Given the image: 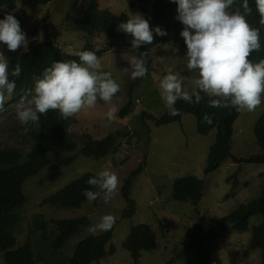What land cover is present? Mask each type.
<instances>
[{
    "label": "rangeland",
    "instance_id": "obj_1",
    "mask_svg": "<svg viewBox=\"0 0 264 264\" xmlns=\"http://www.w3.org/2000/svg\"><path fill=\"white\" fill-rule=\"evenodd\" d=\"M89 1L91 0H16L7 11L12 12L20 21L22 31L29 41L28 46L31 42L47 40L59 45L69 54H76L83 48L85 36L76 29L77 25L73 20L83 17ZM154 1L97 0L100 10L117 15L126 13L129 18L135 14L143 16L142 6L151 11ZM3 18L2 11L0 19ZM183 27L172 30L168 41L153 49L150 58L145 60L146 66L150 68V75L134 89L129 61L135 55L131 50L114 48L105 51L99 58L102 71L111 72L112 78L120 85V91L111 102L118 111L116 119L109 122L105 113L110 105L98 100L95 108L74 116L76 121L70 130L77 135V151L81 147L79 138L85 133L91 134L95 139L104 138L116 131L128 135L121 138L117 150L105 158L79 155L70 166L46 167L25 182L23 190L27 202L20 212L22 222L14 229V234L18 246L31 243L37 264H69L79 242L92 235L88 228L98 223L106 214L113 215L116 220L113 237L107 246H113L115 252L92 264H167L172 260L174 262L171 264H195L194 255L185 251V248L189 243L187 231L198 226L200 218L205 219L203 226L208 231L213 221L231 214L241 204L259 201L264 197V164L240 165L229 158L215 172L205 173L216 130L208 135L199 134L195 116L185 115L179 122L162 126L154 125L147 118V127L142 124V112L158 118L167 110L161 97L159 81L167 75L169 68L179 75L189 94L193 91L192 81L198 78V72L187 69V47L180 35ZM93 42L98 49L104 50V35L95 37ZM0 50L8 63L27 51L23 46L17 51H9L2 43ZM12 100L13 96L6 94L4 110L0 111V150L16 148L25 155L31 145L24 140V128H32L33 124H20L16 115L20 100ZM129 102L132 103L133 112L122 119L119 113ZM263 112L264 102L253 112L241 111L234 125L232 155L248 158L263 153L254 132ZM103 170L114 172L119 179L117 194L108 203L99 199L97 202H85L80 208L44 203L51 195L84 174H98ZM137 171L140 172L134 177L130 187L135 212L131 218H124V212L129 208L124 196L126 180L131 173ZM189 176H196L205 185L198 207H194L189 201H177L173 198L176 180ZM81 217L88 218L87 226L71 237L61 249L55 250L53 246L58 233L55 221ZM262 222L263 215H254L247 231L238 232L231 228L226 237L208 243V264H262L261 250L253 245V229ZM141 224L153 228L158 243L154 251L141 252L139 262L136 263L123 243L132 227ZM102 233L98 232L96 235ZM0 264H6L1 252Z\"/></svg>",
    "mask_w": 264,
    "mask_h": 264
},
{
    "label": "trees",
    "instance_id": "obj_2",
    "mask_svg": "<svg viewBox=\"0 0 264 264\" xmlns=\"http://www.w3.org/2000/svg\"><path fill=\"white\" fill-rule=\"evenodd\" d=\"M15 2L16 0H0V5H6L9 9ZM242 3L243 0H236L229 10L239 9L243 13ZM248 5L252 11L246 15V19L253 28L259 29L261 45L259 51H254L251 54L250 60L253 63H258L264 60V26L260 24L256 0H248ZM141 9L143 17L148 20L153 31L154 40L152 44L142 45L140 49H133L132 37L117 30L120 23L127 22L128 15L126 13L117 15L107 10H100L97 0L89 1L83 17L73 20L77 25L76 29L85 36V44L80 52L92 51L100 58L105 51L120 48L131 50L137 58L149 59L153 49L165 44L171 31L183 26V24L177 19L179 15L178 4L174 0H155L151 11L144 6ZM156 27L161 28L167 34L157 35ZM99 35H104L106 38L104 50L98 49L93 42V39ZM141 52H146L147 55L141 57ZM72 60L80 62L78 53L69 54L52 41L31 42L27 51L8 63L9 80L16 82L12 101L21 100L25 96L29 99L31 97L29 93L34 94L36 78H43L45 69L51 67L54 62ZM17 63L21 66V75L14 77L11 73ZM146 67L148 69L147 75L133 80L132 89L150 75V68ZM197 91L199 90L197 89ZM200 95L202 96L200 103L195 102L194 96L191 103L178 100L175 108L180 111V115L177 116L169 115L168 109L158 118L142 112L143 126L147 127L148 119L154 125L162 126L179 122L185 115H193L197 120L199 134L208 135L212 130H216L215 142L210 149L205 168L206 174L218 170L229 158L240 165L243 163L264 164V112L259 117L254 129L257 142L263 149V153L248 158H238L231 153V143L234 125L241 111H237L231 106L211 107L210 100L219 98L209 97L203 92ZM132 112L133 106L129 102L120 111V118H127ZM206 114L212 118V124L204 121L203 118ZM75 121L74 117L64 119L58 111H49L47 115L40 116L38 125H32V128L27 127L28 131H24V140L31 145L30 150L25 155L16 148L0 150V252L4 254L6 264H37L31 243L27 242L23 246H18L14 234V229L22 222L20 212L27 202L23 190L25 182L46 167L70 166L79 155L94 157L95 159L105 158L115 152L119 140L128 135L116 131L104 138L95 139L91 134L85 133L79 138L81 147L77 151V135L70 130ZM144 127L142 128L144 129ZM138 172L140 171L131 173L126 180L124 196L129 208L125 210L124 218H131L135 212V204L130 197V187ZM96 175L94 173L84 174L51 195L44 203L65 208H80L83 203L88 202L83 192L85 190H97L87 183L90 178ZM262 176L264 177V174ZM204 187V182L196 176L179 178L173 186V198L177 201H189L194 207H198L204 194ZM98 200L99 198L94 202ZM257 214L263 215V222L253 229V245L261 250L262 264H264V197L259 201L241 204L231 214L213 221L208 231L203 226L205 219L200 218V224L187 231L189 243L185 251H190L194 255L195 264H208L210 255L206 252L207 244L226 237L231 228L238 232L247 231L251 218ZM55 224L58 233L53 247L55 250H59L71 237L79 234L87 226L88 218L62 219L55 221ZM114 228L115 224L110 231L100 235H91L80 241L69 264H92L113 254L115 248L111 246L112 248L110 247L111 250H109L110 248L107 246L113 237ZM157 243V236L153 228L150 225L141 224L132 227L123 246L138 263L141 252L154 251Z\"/></svg>",
    "mask_w": 264,
    "mask_h": 264
},
{
    "label": "clouds",
    "instance_id": "obj_3",
    "mask_svg": "<svg viewBox=\"0 0 264 264\" xmlns=\"http://www.w3.org/2000/svg\"><path fill=\"white\" fill-rule=\"evenodd\" d=\"M178 4L177 19L183 24L180 32L184 39L187 52L186 66L189 71L196 70L198 78L192 81L194 88L191 94L183 87V81L172 69L167 70L159 81L161 97L165 102L169 115H180L175 108L178 100L191 103L202 100L201 92L211 99V107H233L237 111H255L264 102V60L253 63L250 56L259 51V29L253 28L246 15L251 13L248 0H243V13L236 9L229 11L236 0H174ZM256 10L260 16V24L264 26V0H256ZM4 18L0 19V43L9 51L28 48V38L22 31L20 21L6 5H0ZM118 31H123L132 37L133 49L142 45L152 44L153 31L147 19L141 14L130 15L127 22L118 25ZM157 35L167 33L156 27ZM141 52V57L146 56ZM79 61H57L45 69L43 78H36L34 94L31 99L23 97L16 109L17 119L21 125H38L41 115L49 111H58L64 119L77 116L93 109L101 100L110 105L105 113L109 122L116 119L118 109L112 99L120 91V85L112 78L111 72L102 71V63L97 54L92 51L78 53ZM133 80L143 78L148 69L143 58L132 57L129 61ZM14 77L21 75L19 63L11 73ZM16 89V82L9 80V64L0 50V111L4 110L6 94L11 96ZM197 89L199 91H197ZM204 121L212 124V118L207 114ZM25 132L28 128L25 127ZM87 183L95 191L85 190L84 196L88 202L98 198L105 203L111 201L119 187L118 176L111 171H100ZM116 220L111 214L104 215L101 220L90 226L92 235L98 232L110 231Z\"/></svg>",
    "mask_w": 264,
    "mask_h": 264
}]
</instances>
